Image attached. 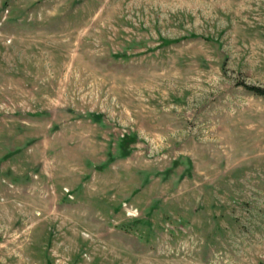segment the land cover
Returning a JSON list of instances; mask_svg holds the SVG:
<instances>
[{
  "label": "rangeland",
  "instance_id": "obj_1",
  "mask_svg": "<svg viewBox=\"0 0 264 264\" xmlns=\"http://www.w3.org/2000/svg\"><path fill=\"white\" fill-rule=\"evenodd\" d=\"M247 86L264 0H0V264H264Z\"/></svg>",
  "mask_w": 264,
  "mask_h": 264
},
{
  "label": "trees",
  "instance_id": "obj_2",
  "mask_svg": "<svg viewBox=\"0 0 264 264\" xmlns=\"http://www.w3.org/2000/svg\"><path fill=\"white\" fill-rule=\"evenodd\" d=\"M248 90H250L253 94L261 96L264 98V89H261L259 87L256 86H247L246 87ZM94 120H98V115H93L92 117ZM131 139V137H129L128 135H124L120 138L119 140V145H120V151H119V156L120 157H126L128 155V150L125 149V147L127 146V143H129L128 141Z\"/></svg>",
  "mask_w": 264,
  "mask_h": 264
}]
</instances>
